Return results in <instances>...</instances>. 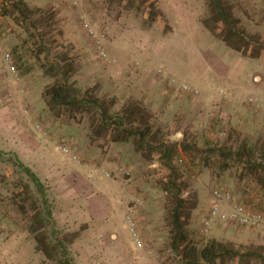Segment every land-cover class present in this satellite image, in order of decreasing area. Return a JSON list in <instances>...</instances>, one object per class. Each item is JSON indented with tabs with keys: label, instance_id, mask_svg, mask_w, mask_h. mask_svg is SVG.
Masks as SVG:
<instances>
[{
	"label": "rangeland",
	"instance_id": "374dc122",
	"mask_svg": "<svg viewBox=\"0 0 264 264\" xmlns=\"http://www.w3.org/2000/svg\"><path fill=\"white\" fill-rule=\"evenodd\" d=\"M24 1L48 15L36 27L19 24L2 14L0 0V264H51L35 249L29 221L12 198L27 182L19 163L46 187L52 213L48 238L55 242L77 233L67 245L74 264H182L169 247L165 199L158 183L166 170L158 156L144 159L131 143L90 140L87 116L75 121L55 118L44 105L41 94L52 78L41 65L58 61L63 48H70L75 58L72 79L79 88L94 87L101 97H115L117 108L128 98L136 99L168 143L196 145V155L189 158L178 150L173 160L187 186L183 197L196 202L188 222L195 246L211 239L264 246V226L251 230L217 223L206 235L200 230L213 189L228 191L234 201L264 212V188L246 163H256L264 152V108L248 102H264V81L260 88L246 81L253 70L264 78V60L242 58L203 28L208 11L200 0H194L192 16H185L177 0L181 10L168 11L150 26H143L140 14L108 6L106 0ZM230 1L246 32L264 35V2ZM82 17L96 34L104 35L100 47L108 60L99 56V45L84 30ZM6 53L14 73L4 64ZM223 69H230L229 76ZM157 79L161 86L139 89ZM233 83L250 88L237 93L229 86ZM182 85L189 90L183 91ZM253 144V154L242 156ZM207 145L216 151L209 153ZM63 147L76 159L64 155ZM33 159L40 169L61 165L66 172L83 173H36L29 166ZM103 160L111 165L100 167ZM97 168L102 173L94 174Z\"/></svg>",
	"mask_w": 264,
	"mask_h": 264
},
{
	"label": "trees",
	"instance_id": "16d2710c",
	"mask_svg": "<svg viewBox=\"0 0 264 264\" xmlns=\"http://www.w3.org/2000/svg\"><path fill=\"white\" fill-rule=\"evenodd\" d=\"M106 3L140 14L143 26L164 19L157 0H106ZM204 7L208 17L202 20V25L214 38L242 57L264 60V35L246 32L235 16L234 3L230 0H204ZM1 8L3 15H10L17 23L35 27L47 13L28 7L24 0H1ZM41 43L37 40L35 44L40 47ZM69 49L63 48V53L57 55L58 61L41 65L43 73L52 78V82L45 86L41 94L44 105L55 118L65 117L75 121L77 116H87L90 140L106 139L113 144L131 143L134 151L144 159L158 156L160 165L166 170L158 183L165 199L169 247L180 257L182 264H264V246L261 245L242 246L211 239L202 247H197L191 242L188 222L196 202L183 197L187 186L173 160L178 150L189 158L196 155V145L184 141L178 145L168 143L162 129L153 124L151 113L136 99L128 98L117 108L115 97H101L94 87L79 88L72 79L77 67ZM207 146L209 153L216 151L214 145ZM255 147L251 145L242 156L250 157ZM222 150L219 148L217 151ZM246 163L252 167L256 183L264 188V152L259 153L256 163L250 159ZM19 166L27 182L18 187L12 198L17 200L14 203L17 211L23 213L29 221L27 231L33 235L35 249L51 264H74L68 257L67 245L73 242L77 233L65 234L62 239L55 237V242L48 238L46 227L50 225L52 213L46 187L30 168L22 163ZM257 212L264 214L262 211Z\"/></svg>",
	"mask_w": 264,
	"mask_h": 264
},
{
	"label": "built area",
	"instance_id": "2783aa9c",
	"mask_svg": "<svg viewBox=\"0 0 264 264\" xmlns=\"http://www.w3.org/2000/svg\"><path fill=\"white\" fill-rule=\"evenodd\" d=\"M258 1L264 2V0H258ZM82 26L84 30L94 38L97 45H99L98 46L99 56L102 59L108 60L107 54L100 47V44L103 42L104 35L96 34L93 27L83 17H82ZM3 61L4 64L6 65V68L10 72L14 73L15 67L12 65L10 61V56L7 53L3 55ZM181 89L183 91H187L189 90V87L186 85H182ZM193 92L197 93V91L195 90ZM248 102L250 104H257L258 100L256 98H249ZM61 150L64 155H71V159L73 160L76 159V156L72 154V151L70 150L69 147H63L61 148ZM106 176H108V174ZM210 196L213 202L208 212L202 219L201 227H200V230L204 235L208 234L212 229V227L217 223L218 224L228 223L231 225H238L245 229H251V230L260 229L261 227L264 226V214L257 211H251L245 205L234 201L230 192L213 189L210 192ZM129 224L133 226V223L130 220H129ZM135 244L137 247L141 246V242L138 238H136V236H135Z\"/></svg>",
	"mask_w": 264,
	"mask_h": 264
},
{
	"label": "crops",
	"instance_id": "0c3cea01",
	"mask_svg": "<svg viewBox=\"0 0 264 264\" xmlns=\"http://www.w3.org/2000/svg\"><path fill=\"white\" fill-rule=\"evenodd\" d=\"M180 1V4H181V2H182V4H183V6H184V10H185V12H186V15L185 16H192V12H195V8H194V6H192L193 5V3H194V0H179ZM179 1H177V0H170V2L171 3H163V0H157V3H158V6H159V8L161 9V11L163 12V14L166 16V14H167V12L168 11H172L173 9H175V10H181L182 9V4L180 5L179 4ZM186 1H187V7H186V5H185V3H186ZM200 2H201V4H200V6L202 5L203 6V0H200ZM177 3H178V6H177ZM191 11V12H190ZM165 12V13H164ZM181 16H183V15H181ZM187 24V23H186ZM185 25V24H184ZM187 25H190V24H187ZM201 25V24H200ZM202 27H203V25H201ZM204 28V27H203ZM242 57V56H241ZM242 58H246V57H242ZM256 61H258V60H256ZM229 70L230 69H228V70H222V72H225V74L227 75V76H229ZM225 75V76H226ZM246 81H248V82H250L249 84H250V86H251V84H253V85H255V87H258V88H260L261 86L260 85H262V83H263V81H264V78H263V76L260 74V73H258L257 71H252L251 73H250V76H249V78L247 77V80ZM151 84H149V85H147L146 87H143V88H139L140 90H143L144 92L146 91V89L147 90H149L148 88H150V90H151V88H153V87H155L157 84H159V86H161L160 84V82H159V80L157 79V81H151L150 82ZM140 85L141 84H139V87H140ZM230 87H232L235 91L234 92H237V93H241L242 91L241 90H245V87L246 88H250V86H245L244 87V85H240V84H238V83H233V84H231V85H229ZM146 88V89H145ZM202 88H204V87H202ZM208 88V87H207ZM210 89V87L208 88V90ZM234 92H232V94H231V97L229 98V100L231 101V99L233 100V94H234ZM250 104V103H249ZM258 106H260L261 108H264V102L263 101H260V100H258ZM251 105H254V104H251ZM36 161H37V158L35 159ZM35 160L33 159V162L31 163V165H29L32 169H33V171H35L36 173H83V171H82V169H79V171L78 172H69V171H65L64 170V168L61 166V165H56V166H49V165H47L46 167H45V169H40V167L39 166H37L36 164H35ZM108 161L109 160H103V161H101V166L100 167H102V165L105 167V166H109V165H111L110 163H108ZM116 165V164H115ZM43 166H45V163L43 162ZM44 168V167H43ZM58 169V170H57ZM102 171V170H101ZM94 174H99V173H102V172H100V171H98V168L97 169H94ZM66 176H69V174L68 175H66Z\"/></svg>",
	"mask_w": 264,
	"mask_h": 264
}]
</instances>
